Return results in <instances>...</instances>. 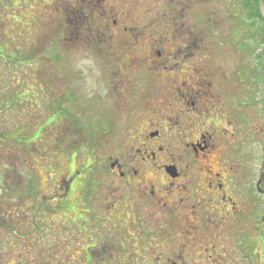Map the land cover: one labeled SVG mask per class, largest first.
I'll return each mask as SVG.
<instances>
[{
  "label": "rangeland",
  "instance_id": "374dc122",
  "mask_svg": "<svg viewBox=\"0 0 264 264\" xmlns=\"http://www.w3.org/2000/svg\"><path fill=\"white\" fill-rule=\"evenodd\" d=\"M88 1L0 0V264H89L85 254L93 244L95 249H106L101 261L105 264H174V260L175 264H210L203 261L209 255L220 259L218 264H264V191L257 186L261 181V144H253L258 156L255 178L250 180L241 173V191H252L239 196L236 215L227 214L226 222L208 231L201 226L196 239L193 232L181 233L184 229L175 220L185 219V210L175 205V216L174 208H140L147 201L141 199L138 186L131 182L123 185L111 172L116 157L141 160L135 132L120 129L121 120L136 115L120 110L123 100L114 88L120 78L133 87V77L140 74L134 72L135 67L126 66L123 57L113 65L102 59L109 52L119 53L118 44L123 42L117 29L126 24L139 28L142 42L152 37L156 40V35H147L146 26L170 3L180 16L186 13L192 27L206 29L207 50L215 55L218 73L222 67L229 71L232 65L233 59L223 54L229 43L241 74L248 75L250 68V75L264 77V0H116L110 5L118 13L119 24L111 26L115 35L111 31L109 40L100 41L101 51L98 45L90 48L73 41L76 28L97 25L96 16H92L95 5L91 10ZM236 24L240 25L238 43L227 40L235 33ZM263 90L256 89L258 107L264 101L259 94ZM235 99L243 102L248 97L242 92ZM93 128L111 130L95 138ZM13 130L21 137L11 138ZM89 158L97 162L95 172L100 180L96 184L82 168ZM241 165L246 168L245 162ZM187 174L177 182L186 183ZM153 178H159L162 191L170 188L169 176L161 169ZM260 185L264 189V178ZM192 204H196L193 199L187 212L191 221L220 220L226 213L206 217L207 206H201L194 208V215ZM134 220L139 222L136 228L142 238L128 244L131 236L125 239L119 226L131 225ZM204 235L207 237L199 238ZM212 243L217 244L214 251L200 247Z\"/></svg>",
  "mask_w": 264,
  "mask_h": 264
},
{
  "label": "flooded vegetation",
  "instance_id": "af4514ba",
  "mask_svg": "<svg viewBox=\"0 0 264 264\" xmlns=\"http://www.w3.org/2000/svg\"><path fill=\"white\" fill-rule=\"evenodd\" d=\"M114 1L116 0L88 1L91 10L93 4L95 5L92 16H96L94 21H97V25L76 28L73 39L75 44L79 46L85 44L90 48L98 45L101 51L100 41L109 40L108 36H111V31L113 32L111 26L116 27L119 24L118 13L110 5ZM170 2L173 3L172 0ZM102 4L104 10L100 12L98 8L103 7ZM98 14H101L99 20ZM183 14L186 15L184 12ZM157 15L159 18H151L150 24L146 26L147 35H156V40L152 37L149 41L142 42L143 34L139 28L126 24L122 29H117L118 39L123 42L118 44L120 54L117 51L109 52L106 58H102L104 62L113 65L120 60L118 57H123L125 65L135 67L137 70L134 72L140 74L133 77V87L129 86L131 82L120 78L114 88L117 90V97L123 100L120 110L122 112L130 110L132 115H136L133 119L131 117L121 120L120 129L135 132L134 141L138 145L136 151L141 154V160L129 158L121 160L120 157H116V160L111 162V172L118 177L120 183H124L123 185L131 182L133 186H138L139 192L142 193L141 199L147 201L145 205H139L140 208L147 205L156 211H160L161 208H169L172 211L174 208L172 212L175 216L177 214L175 205L179 210H185V219L175 221L184 229L181 233L193 232L191 236L196 239L202 227L208 231L207 228L219 227V224L226 222L225 218L231 213L236 215L239 196L251 193L252 190L241 191L239 183L241 173L250 180L255 178L254 162L258 156L255 155L253 144L256 142L261 144L259 161L262 170L259 171V180L262 181L264 178V101L262 106L258 107L255 98V94H258L256 89H264V77H257L252 72L250 75V68L248 75L247 72L246 75L241 74L240 65H236L238 61L229 43L223 49V54L233 59L232 65L229 71L222 67L219 74L217 72L219 66L215 65V55L207 50L209 44L206 41V29L192 27L185 15L180 16L174 11V6L170 7V3L165 11H159ZM238 18L241 20L240 12ZM239 26L236 24L235 33L227 40L239 42ZM141 46L143 48L139 49ZM147 46L149 48L146 51ZM234 46L239 47L236 44ZM117 53L119 55H116ZM242 92L248 97L247 101L235 99ZM259 94L264 98V90L259 91ZM129 99L133 102H129ZM109 130L111 129L104 128L97 131L93 128V136L98 138L101 136L100 132L106 134ZM165 151L167 153L161 157V153ZM89 159L86 169L88 174L92 175V183L96 184L100 180L95 172L97 162ZM158 160L166 162L158 165L156 164ZM241 161L245 162L246 168H241ZM170 168L174 169L175 176L168 171ZM157 169H161L169 176L170 188H166V191L160 189L159 178H153ZM70 173H67V180ZM186 174L189 176L186 183L177 182ZM76 178L75 175L71 182L72 189L70 185L69 192H65L66 195L70 196L72 193ZM261 181L257 186L263 193ZM64 191L63 186V194ZM196 198H201L203 203ZM192 199L196 203L192 204L194 215L196 208L207 206L206 217L209 215L217 217L218 213L225 211L226 213L221 216L223 219L188 220L187 212L191 208L189 203ZM171 201H174L173 204ZM155 221L161 223V220ZM137 223L139 222L134 220L130 222L131 225L119 226V233L125 234V239L131 236L128 244L136 243L142 238L141 231L136 228L139 227ZM146 223L149 221L146 220ZM128 228H132L133 231H129ZM206 237L207 235H204L199 238ZM90 240L92 241V238ZM95 245L88 246L86 259L90 261L89 264H105L101 261L107 255L104 252L106 249L100 250L97 247L95 249ZM200 247L206 252L210 249L214 251L217 244ZM132 248L137 247L132 245ZM196 249L194 245L193 251ZM253 252L256 254L255 248ZM136 255L139 256L138 253ZM203 261L206 263L211 261L210 264L221 263L220 259L213 255H209L207 260L205 258ZM175 262L177 263L174 260V264Z\"/></svg>",
  "mask_w": 264,
  "mask_h": 264
},
{
  "label": "trees",
  "instance_id": "16d2710c",
  "mask_svg": "<svg viewBox=\"0 0 264 264\" xmlns=\"http://www.w3.org/2000/svg\"><path fill=\"white\" fill-rule=\"evenodd\" d=\"M83 18H84V23L86 24V22H87V20H88V16L87 15H85V16H83ZM56 115V114H55ZM48 123H49V119H48ZM14 131V133H12L11 135H10V137L11 138H13L12 136H14V138H19V137H21V135H20V133H18L16 130H13ZM13 138V139H14ZM87 164H89V163H87ZM87 164H85L82 168H85L86 169V166H87ZM85 173H88V169H86V172ZM87 187V186H86ZM65 197H68V198H66L67 200H70V198L71 197H69V195H66Z\"/></svg>",
  "mask_w": 264,
  "mask_h": 264
},
{
  "label": "water",
  "instance_id": "95a60500",
  "mask_svg": "<svg viewBox=\"0 0 264 264\" xmlns=\"http://www.w3.org/2000/svg\"><path fill=\"white\" fill-rule=\"evenodd\" d=\"M168 171L171 173L172 176H175L176 175L174 169L170 168V169H168Z\"/></svg>",
  "mask_w": 264,
  "mask_h": 264
}]
</instances>
